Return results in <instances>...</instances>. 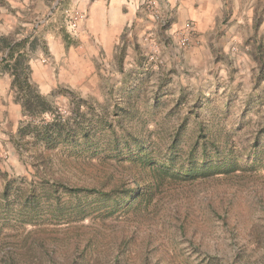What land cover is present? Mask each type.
Wrapping results in <instances>:
<instances>
[{
  "label": "rangeland",
  "instance_id": "1",
  "mask_svg": "<svg viewBox=\"0 0 264 264\" xmlns=\"http://www.w3.org/2000/svg\"><path fill=\"white\" fill-rule=\"evenodd\" d=\"M222 1L214 26L201 28L175 27L157 0H128L144 22H128L116 53L97 56L81 49L86 12L71 0H0V61L1 38H28L30 80L55 109L69 115L73 91L113 122L83 157L60 152L43 165L42 148L19 139L27 117L0 65V79H12L10 89L0 82V264H264V0ZM182 125L183 153L208 132L239 169L167 180L149 196L138 158L163 159ZM55 181L142 189L116 210L97 194L52 192Z\"/></svg>",
  "mask_w": 264,
  "mask_h": 264
},
{
  "label": "trees",
  "instance_id": "2",
  "mask_svg": "<svg viewBox=\"0 0 264 264\" xmlns=\"http://www.w3.org/2000/svg\"><path fill=\"white\" fill-rule=\"evenodd\" d=\"M1 39L5 44L3 46L6 47L7 55L1 59L0 65L11 71L13 75L12 87L17 89L18 101L22 105L24 116L27 117L25 125L18 131L19 139L25 141V146L32 142L33 146L42 148L37 152L35 158L43 165L50 163L54 154L61 155L60 152L69 151L68 156L74 159L83 157L84 149L80 150V148L88 145V149H91L98 144L103 131L113 129L112 120L106 114H98L95 111L90 113V109L84 110L83 107L88 100L73 91H68L72 106L70 114L66 115L55 109L47 97L40 93L30 80L26 47L28 38L20 41ZM123 49L121 51H124ZM47 115L49 118H46ZM183 129V125L177 129L163 159L152 158L149 160L147 154H143V152L138 158L141 169L148 170L152 174L151 180L147 182L150 188L149 196L155 194L156 189L167 180L179 178L182 181H189L214 175H229L239 169L233 152L222 147L221 143L208 132L201 131L189 151L183 153L180 148L184 137ZM100 131L102 132L99 134ZM109 136L113 137L111 140L115 145L119 144V139L113 130H110ZM28 137L31 138V141L25 140ZM129 143V140H124L125 146L128 147ZM134 143L140 146V150L145 151V146L140 141L137 140ZM109 146L114 145L109 144ZM94 154L98 156L99 151L95 149ZM94 154L89 153L85 156L89 157L87 162H91L90 158H93ZM60 186L75 196L97 194L105 201L113 203L116 210L118 206L126 202L132 204L142 189L139 183L135 187L121 190L115 187L106 192L98 187H71L63 182L55 181L51 187L52 192H57ZM8 188L7 185L3 195H7Z\"/></svg>",
  "mask_w": 264,
  "mask_h": 264
},
{
  "label": "crops",
  "instance_id": "3",
  "mask_svg": "<svg viewBox=\"0 0 264 264\" xmlns=\"http://www.w3.org/2000/svg\"><path fill=\"white\" fill-rule=\"evenodd\" d=\"M71 2L86 12L79 40L81 49L87 53L95 54L97 49H103L109 56L113 55L128 22L134 21L136 24L144 22L141 15L137 14L136 6L128 3V0H71ZM157 2L159 10L175 11V27L187 24L190 19L196 21L197 26L201 28L209 24L214 26L216 17L224 7L222 0H157ZM147 25L151 26L148 23ZM11 80L7 75L6 79H0V82L10 89Z\"/></svg>",
  "mask_w": 264,
  "mask_h": 264
},
{
  "label": "built area",
  "instance_id": "4",
  "mask_svg": "<svg viewBox=\"0 0 264 264\" xmlns=\"http://www.w3.org/2000/svg\"><path fill=\"white\" fill-rule=\"evenodd\" d=\"M137 4H138V7H139V5H141V6L145 5L149 9H154L157 6L156 0H138Z\"/></svg>",
  "mask_w": 264,
  "mask_h": 264
}]
</instances>
